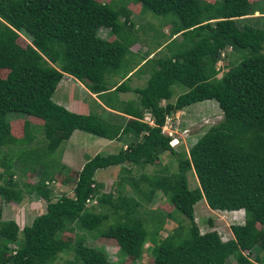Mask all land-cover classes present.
I'll list each match as a JSON object with an SVG mask.
<instances>
[{"label":"trees","instance_id":"obj_1","mask_svg":"<svg viewBox=\"0 0 264 264\" xmlns=\"http://www.w3.org/2000/svg\"><path fill=\"white\" fill-rule=\"evenodd\" d=\"M136 1L141 14L172 16L173 39L165 44L168 55L148 58L144 52L135 71L110 87L104 75L118 72L138 41L127 32L132 24L126 2L0 0V69L7 71L0 78V198L18 204L24 194L45 203L44 212L20 231L14 221H2L0 213V264H52L65 250L72 259L63 264H105L104 250L84 245L83 236L76 235L72 244L61 240L62 233L75 229L112 239L124 255L137 257L150 235L148 226L156 246L150 264H264V26H251L246 19L254 13L264 18V5L260 0H212L204 11L201 0ZM101 29L117 42L100 38ZM18 35L28 39L24 48L15 42ZM227 49L236 60L228 61L227 71L216 78L214 65ZM145 66H152L145 86L129 87L131 76ZM63 74L119 115L105 119L108 112L95 101L99 113L88 115L53 103L51 96ZM173 85L186 91L170 103ZM125 93L137 100H120L118 95ZM202 101L215 102L221 120L195 141L188 157L175 153L168 145L170 138L161 132L166 116ZM144 114L151 125H138ZM11 118L21 122L20 137L15 136ZM129 128L133 139L124 149L95 154L83 163L72 197L51 195L47 184L54 174L48 168L55 165L56 150L75 131L120 142ZM37 135L41 146L30 147L39 142ZM165 152L176 157L174 173L134 177L123 167L118 188L127 186L132 194L118 189L115 199L99 194L101 186L94 179L98 170L152 164ZM15 162L20 165L17 181ZM28 168L38 171L32 185L21 181ZM191 170L197 185L189 189L186 174ZM149 191L160 193L172 211H148L142 217L139 201ZM91 199L95 205L88 207ZM202 199L212 211L242 213L243 223L229 228L231 239L221 241L214 231L198 232L193 206ZM174 214L186 225L178 223L157 241L153 236L165 219H175ZM110 217L116 223L100 230Z\"/></svg>","mask_w":264,"mask_h":264},{"label":"rangeland","instance_id":"obj_2","mask_svg":"<svg viewBox=\"0 0 264 264\" xmlns=\"http://www.w3.org/2000/svg\"><path fill=\"white\" fill-rule=\"evenodd\" d=\"M95 1L99 4H106L111 0ZM249 1L252 2L257 0ZM114 2V4L126 2V8L130 11L129 21L132 24V28L127 32L138 38V41L134 42L130 47V52L132 54L131 56H127L125 58L126 63H122L119 71L113 74L104 75V82L110 87H113L114 84L120 82L123 75H125V73L129 70L134 69L135 65L136 69L143 62L140 59L144 52H148V58H157L168 55L169 49L167 50L165 44L173 39V37L169 36V22L173 19L172 16H153L148 12L141 14L139 13L140 5L136 0H114ZM258 2H260L261 5H264L261 0ZM201 6L204 11H208L212 6V0H201ZM258 20L260 21V19L256 17V19L251 22L248 21V23L254 27L264 26V20L256 23ZM238 21H240L239 23H244L245 20ZM98 36L102 39L109 40L112 43L117 42L116 39L109 35V31L105 29L99 30ZM176 39H178V37ZM15 42L20 48H24L27 44H29L28 39L23 35H18ZM235 60V55L227 49L223 54V59H220V61H217L214 65L215 69L218 70L216 78H219L223 72L227 71L224 68V65L228 61L235 62ZM151 68L152 66H145L139 72L133 74L128 82V86L131 88L144 87L148 78L147 73ZM6 72L7 71L5 69H0V78H3ZM64 79L66 80V78ZM70 79L71 78H68L66 82L61 81L58 83L51 96V101L56 105L61 106L66 104V100H77L76 114L88 115L89 113H99L93 105V98L89 96L90 93L82 85H80L79 82L78 84ZM171 91L172 95L169 100L170 103L173 102L177 96L184 93L186 89L178 85H173L171 87ZM118 98L123 101L137 100V97L131 93L119 94ZM106 112L108 113H105L103 117L107 120H112L114 116L119 115L118 113L109 110H106ZM221 118L222 114L215 102L202 101L166 116L161 131L170 139H175L177 141V144L173 147V151L175 153H184L188 157V150L195 143V141L203 135L209 127L216 125ZM11 121H15L12 123V127L16 132L15 136L20 137L21 122H18V119L16 118H11ZM125 123L126 121L124 120L123 125H125ZM137 123L138 125H141L142 123L151 125L149 117L146 114L143 115L142 119L137 120ZM130 127L135 128L137 126L136 124H131ZM131 128H129L128 132H124V135L121 134L122 139L120 142L117 139L110 142H104L101 140L98 141L97 138L82 132L72 134L69 140L63 142L54 153V156L56 155L53 157L55 165L63 164V169H59V171L54 168L55 165L48 168L51 173L54 174L52 176L53 181L47 184L48 189L51 191V195L54 198L61 195L68 198L72 197L76 186V174L80 170L83 163L87 159L92 158L95 154H114L119 148L124 149L125 145L133 139V133L132 130H130ZM38 129L40 128L38 127ZM36 138L39 142H32L30 147L41 146L42 143L40 137L37 135ZM17 149L18 148H13V150ZM3 152L7 151L3 149ZM48 165L50 166V163ZM19 167L20 165L15 162L12 168L14 172L13 179L15 181L20 178ZM123 167L129 168L130 174L134 177L141 174H160L161 172H164V170H166L167 174H171L176 171V157L165 152L159 155L157 160L152 164H140L136 166L125 164L123 166L98 170L94 175V179L95 183L101 186L99 194H110L113 199H115L117 189L122 190L123 194L126 196H130L132 194L131 189L127 186H122L121 189L120 187L118 188L119 179L124 176L121 170ZM37 178L38 171L28 168L24 173V176L21 178V181L28 185H32L36 182ZM186 178L189 189H192L197 185V181L192 170L186 174ZM139 202V212L141 214L148 211H154L156 213H169L172 211L171 204H169L167 200L158 192H147L146 197ZM93 205H95L94 199L87 202L88 207ZM44 208L45 203L36 196L27 197L23 194L22 199L18 204L6 203L0 198L1 220L14 221L19 231L23 226L29 225L34 217L42 214L44 212ZM241 214V212L212 211L207 207L203 199L193 206V217L198 232L203 234L214 231L218 234L221 241H226L232 238L229 228L231 225L243 223V216ZM174 215L175 219H165L162 228L157 231L156 236H153L157 241L163 239L166 235L176 229L178 223L182 226L186 225V222H184L181 217L177 214ZM142 217H146V215L144 216L142 214ZM115 223V219L110 217L109 220L104 222L99 229L101 230L106 226ZM148 230L149 232H152V229L149 228V226ZM151 232L147 237L146 244H144L143 251L137 257L124 255L114 240L102 238L95 232H85L75 229L72 233H62L61 240L72 244L76 235L80 237L83 236L84 245L88 247H101L104 250L106 254L105 264H150L156 254V246L151 244ZM18 237H21L20 232L18 233ZM10 248H12V246ZM71 259V253L65 250L56 256V259L52 264H63ZM231 264H233V262Z\"/></svg>","mask_w":264,"mask_h":264},{"label":"crops","instance_id":"obj_3","mask_svg":"<svg viewBox=\"0 0 264 264\" xmlns=\"http://www.w3.org/2000/svg\"><path fill=\"white\" fill-rule=\"evenodd\" d=\"M256 17L260 19V21L258 20V22H256V23L262 22V21L264 20V19H262L261 16H259L258 13H254V15H253L252 17H247L246 19H248V20L251 22L252 20L256 19ZM135 67H136V65H135ZM135 67H134V69L129 70V71L133 73V71L135 70ZM64 78H66V80H65ZM68 78H71L70 80H73V81H75V82L78 83V81L74 80L72 77H70V76H68V75H66V74H63V75H62V78H61L60 82H61V81L66 82V81L68 80ZM121 80H122V79H121ZM121 80H120V81H121ZM60 82H59V83H60ZM118 83H119V82H118ZM118 83H116V84H118ZM78 84H79V83H78ZM116 84H114V86H115ZM80 85H81V84H80ZM89 96H91V98H93L92 102L95 100L96 103H97L98 105H100L101 107H103L102 104H101V103L95 98L94 95L90 94ZM69 100H70V99H69ZM69 100H66V104L61 105V106H62L64 109H66L67 111H70V112H72V113H76V111H77V100H71V101H69ZM93 105H94V107H95V109H96V105H95L94 102H93ZM103 108H104V107H103ZM104 109H106V108H104ZM106 110H108V109H106ZM97 111H98V110H97ZM109 111H111V110H109ZM76 132H77V131H75L74 133H76ZM74 133H73V134H74ZM97 140H98V141L101 140V141H104V142H110V141L103 140V139H99V138H97Z\"/></svg>","mask_w":264,"mask_h":264},{"label":"clouds","instance_id":"obj_4","mask_svg":"<svg viewBox=\"0 0 264 264\" xmlns=\"http://www.w3.org/2000/svg\"><path fill=\"white\" fill-rule=\"evenodd\" d=\"M104 107V106H103ZM152 124V123H151ZM162 132V131H161ZM175 141L172 145H170V142L171 141ZM177 144V141L175 140V139H170V141H169V143H168V145H169V147L171 148V149H173V147L175 146Z\"/></svg>","mask_w":264,"mask_h":264},{"label":"built area","instance_id":"obj_5","mask_svg":"<svg viewBox=\"0 0 264 264\" xmlns=\"http://www.w3.org/2000/svg\"><path fill=\"white\" fill-rule=\"evenodd\" d=\"M174 142H175L174 140H173V141H171V142H170V145H172Z\"/></svg>","mask_w":264,"mask_h":264}]
</instances>
